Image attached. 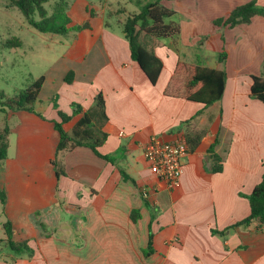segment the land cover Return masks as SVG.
Listing matches in <instances>:
<instances>
[{
  "label": "crops",
  "instance_id": "crops-1",
  "mask_svg": "<svg viewBox=\"0 0 264 264\" xmlns=\"http://www.w3.org/2000/svg\"><path fill=\"white\" fill-rule=\"evenodd\" d=\"M134 1L68 0L70 29L59 42L65 50L43 75L32 111H3L0 130L7 125L9 134L0 160V246L8 221L12 240L27 243L32 255L3 249L0 264H264V226H237L250 214L249 195L264 171V104L250 91L251 77L263 70L264 15L232 28L215 24L252 1L264 8V0H160L174 11L163 23L178 33L139 35L162 62L154 85L131 59L113 13ZM191 65L225 73L218 102L204 107L185 99ZM98 93L107 117L98 151L114 165L87 147L56 151L58 112L81 107L63 124L70 134ZM152 137L187 143L178 189L144 160ZM216 158L221 171L214 173Z\"/></svg>",
  "mask_w": 264,
  "mask_h": 264
},
{
  "label": "trees",
  "instance_id": "trees-1",
  "mask_svg": "<svg viewBox=\"0 0 264 264\" xmlns=\"http://www.w3.org/2000/svg\"><path fill=\"white\" fill-rule=\"evenodd\" d=\"M13 5L22 13L28 26L41 34L51 35H65L69 31L68 24L70 23L67 16L68 0H57L51 13H48L44 8L49 0H11ZM160 0L155 3H147L141 6L140 11L128 17L124 24V36L128 41L130 48L131 59L139 66L141 71L145 74L149 82L154 85L160 75L162 69V62L152 52L147 50L139 41L141 33L149 34L156 38H163L173 36L178 33L177 27L165 25L163 20L169 18L174 14V11L163 8L159 5ZM37 15L38 18L35 16ZM255 15H264V8L256 5L255 1L247 4L237 6L233 9L230 15L225 20L215 21V24H222L224 26L234 27L239 24L249 23L250 19ZM86 27H75L74 29H81ZM16 44L18 42L16 41ZM261 76H252L251 95L253 98L261 101L264 104V60L262 65ZM73 72H68L64 78L65 83L69 84L73 80ZM43 76L37 79L30 88L20 91L13 99L7 101H0V110H27L32 111L31 104L37 99L38 93L43 84ZM226 82V75L224 72L202 68L200 66H186L185 68V99L202 104L208 107L215 102H218L222 95ZM3 95L0 94V98ZM73 115L82 111L79 105H72ZM73 115H67L58 112L60 121L54 122V129L59 135V141L56 147L57 153L64 150H71L76 147H87L97 157L115 164V159L109 155H102L98 151L106 135L101 131V125L107 120L104 113V103L101 93H98L94 98L93 109L85 112L79 121L73 127L71 133H67L63 129V124L68 122ZM9 134L8 127L5 125L0 130V160H4L7 156V136ZM212 172L217 173L221 171V165L218 158L214 159ZM121 176L125 181L133 180L122 170ZM58 175V173H57ZM0 202L3 205L5 202V195L0 192ZM250 214L243 221L237 223V226L248 225L256 222L258 227L264 226V171L261 181L257 184L249 195ZM137 215H133V221H136ZM3 231L5 235L4 250L14 253L16 256L20 254L32 255L31 249L27 243H15L12 240L11 224L7 221L3 224ZM145 256L151 253V235L147 249L143 252Z\"/></svg>",
  "mask_w": 264,
  "mask_h": 264
},
{
  "label": "rangeland",
  "instance_id": "rangeland-1",
  "mask_svg": "<svg viewBox=\"0 0 264 264\" xmlns=\"http://www.w3.org/2000/svg\"><path fill=\"white\" fill-rule=\"evenodd\" d=\"M56 1L49 0L44 4L48 13L52 12ZM138 1L135 0L133 5L125 2L126 8L114 7L117 12L113 13L120 23L124 25L128 17L140 11ZM35 17L38 18L37 15ZM62 40L60 35L41 34L30 28L11 0H0V94L3 95L0 101L13 99L48 73L65 50L59 43ZM3 117V111H0V118Z\"/></svg>",
  "mask_w": 264,
  "mask_h": 264
},
{
  "label": "built area",
  "instance_id": "built-area-1",
  "mask_svg": "<svg viewBox=\"0 0 264 264\" xmlns=\"http://www.w3.org/2000/svg\"><path fill=\"white\" fill-rule=\"evenodd\" d=\"M189 153L184 140L167 142L152 137L143 147L142 155L151 173L170 189L180 187L183 161ZM146 197V194H143Z\"/></svg>",
  "mask_w": 264,
  "mask_h": 264
}]
</instances>
